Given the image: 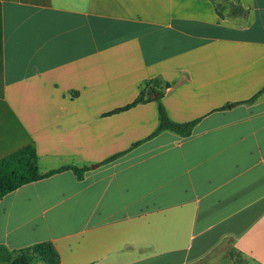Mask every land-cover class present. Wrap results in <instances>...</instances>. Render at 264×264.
<instances>
[{
    "label": "crops",
    "instance_id": "0c3cea01",
    "mask_svg": "<svg viewBox=\"0 0 264 264\" xmlns=\"http://www.w3.org/2000/svg\"><path fill=\"white\" fill-rule=\"evenodd\" d=\"M153 84L162 91L128 110ZM167 86V87H166ZM264 0H0V159L43 173L0 202V244L60 264H264ZM160 103L191 136L163 132ZM123 154L118 159H107ZM35 264H44L37 262Z\"/></svg>",
    "mask_w": 264,
    "mask_h": 264
},
{
    "label": "trees",
    "instance_id": "16d2710c",
    "mask_svg": "<svg viewBox=\"0 0 264 264\" xmlns=\"http://www.w3.org/2000/svg\"><path fill=\"white\" fill-rule=\"evenodd\" d=\"M146 89L147 91L145 90L133 105L123 110H128L136 104L146 102V96H148V100H150L153 94H157L156 100L160 101L163 95L162 91L156 90L153 84H148ZM263 94L264 88L249 100L228 104L221 108V110L232 109L239 105H251ZM199 121L200 120L188 123H176L169 118L166 109L160 103L159 125L148 139H153L166 131L187 138L191 136ZM122 155L123 154H119L109 158L103 163H110ZM88 170V167L65 165L43 173L40 170L39 155L36 147L34 145L24 146L0 159V202L4 197L25 185L42 181L64 172L71 171L79 181H82ZM37 262H42L44 264L61 263L60 253L54 243L51 241L42 242L21 250H10L5 245L0 244V264H35ZM235 263L244 264L243 260L240 259L235 260Z\"/></svg>",
    "mask_w": 264,
    "mask_h": 264
},
{
    "label": "rangeland",
    "instance_id": "374dc122",
    "mask_svg": "<svg viewBox=\"0 0 264 264\" xmlns=\"http://www.w3.org/2000/svg\"><path fill=\"white\" fill-rule=\"evenodd\" d=\"M231 247L230 245H225L222 248H219L213 257H210L208 260L203 262L202 264H234L231 258ZM244 264H255L250 259H244Z\"/></svg>",
    "mask_w": 264,
    "mask_h": 264
}]
</instances>
